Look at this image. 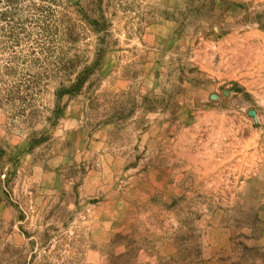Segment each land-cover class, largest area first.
I'll list each match as a JSON object with an SVG mask.
<instances>
[{
	"label": "rangeland",
	"instance_id": "1",
	"mask_svg": "<svg viewBox=\"0 0 264 264\" xmlns=\"http://www.w3.org/2000/svg\"><path fill=\"white\" fill-rule=\"evenodd\" d=\"M0 264H264V0H0Z\"/></svg>",
	"mask_w": 264,
	"mask_h": 264
},
{
	"label": "trees",
	"instance_id": "2",
	"mask_svg": "<svg viewBox=\"0 0 264 264\" xmlns=\"http://www.w3.org/2000/svg\"><path fill=\"white\" fill-rule=\"evenodd\" d=\"M66 65V64H65ZM95 64L85 68L83 71L77 73L76 79L68 86L62 85L56 88L54 93V106L51 111L52 125L56 123L59 116L61 115L62 109L65 104L62 103V100L65 96L72 98L76 96L83 87V83L87 80V75L90 74L95 69Z\"/></svg>",
	"mask_w": 264,
	"mask_h": 264
},
{
	"label": "water",
	"instance_id": "3",
	"mask_svg": "<svg viewBox=\"0 0 264 264\" xmlns=\"http://www.w3.org/2000/svg\"><path fill=\"white\" fill-rule=\"evenodd\" d=\"M225 94L227 93L226 91L224 92ZM214 96V95H213ZM249 115H251V116H253V117H256V111L255 110H253V109H251V110H249Z\"/></svg>",
	"mask_w": 264,
	"mask_h": 264
}]
</instances>
